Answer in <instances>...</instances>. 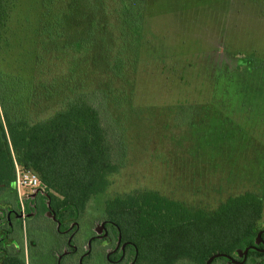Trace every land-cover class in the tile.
<instances>
[{
    "label": "rangeland",
    "instance_id": "374dc122",
    "mask_svg": "<svg viewBox=\"0 0 264 264\" xmlns=\"http://www.w3.org/2000/svg\"><path fill=\"white\" fill-rule=\"evenodd\" d=\"M41 1L20 0L8 33L11 44L0 49V72L28 83ZM141 18L133 82L127 87L131 95L119 90L109 97L125 128L124 162L107 175L105 189L87 201L75 236L76 252L59 257L49 252L69 237L56 233L50 213L27 215L25 204L8 234L9 242L16 239L20 245L23 260L29 246L24 239L30 237L33 254L49 253L33 264H84L85 257H80L89 249V235L107 228V236H99L98 242L105 249L99 257L93 254L89 264H98V259L106 264L105 255L116 257L121 249L120 264H133L132 248L101 222L102 214L113 198L144 191L207 214L228 198L254 193L263 200L259 226L264 228V0H143ZM55 78L67 90L68 82L60 75ZM48 79L41 76L39 89L23 91L32 116L57 108V84L50 87ZM16 166L23 169L15 161V172ZM30 191L15 185L0 191V227L6 209H21L19 199ZM70 213L66 210L64 216L73 219ZM235 256L241 257L240 251ZM208 264L230 263L211 259Z\"/></svg>",
    "mask_w": 264,
    "mask_h": 264
},
{
    "label": "trees",
    "instance_id": "16d2710c",
    "mask_svg": "<svg viewBox=\"0 0 264 264\" xmlns=\"http://www.w3.org/2000/svg\"><path fill=\"white\" fill-rule=\"evenodd\" d=\"M19 2L0 0V49L11 44L8 33ZM39 8L32 82L0 72V191L13 187L15 161L36 172L47 191L39 212L50 213L62 230L68 223L80 227L89 198L105 189L107 175L124 162L125 128L109 97L133 82L143 0H42ZM52 74L68 82L67 90ZM41 76L50 87L57 84L58 105L40 117L27 109L23 91L39 89ZM66 210L73 219L64 216ZM262 211L263 200L254 193L228 198L207 214L144 191L108 201L101 222L132 248L133 264H205L210 257L264 264ZM100 240L92 242L98 257L105 249ZM4 241L0 238V247ZM16 242L4 246L0 264H25Z\"/></svg>",
    "mask_w": 264,
    "mask_h": 264
},
{
    "label": "flooded vegetation",
    "instance_id": "af4514ba",
    "mask_svg": "<svg viewBox=\"0 0 264 264\" xmlns=\"http://www.w3.org/2000/svg\"><path fill=\"white\" fill-rule=\"evenodd\" d=\"M46 194H47V191H46V187L44 185H43V187L32 188L30 192H27L24 196H22L21 199H19L18 203L20 204L21 209H19L17 211L14 210L11 207L6 209L5 223L0 227V230H1L0 238H4L5 239V241L3 242V246L0 247V252L1 253L4 252V246L5 245L7 246V245H9L12 242V241L9 242L8 238H6L5 236H6V234H10L13 231V229H14L13 222H15L16 219L20 220V218L23 216V209L22 208L24 207V205L26 204L27 207H28L27 212H26L27 215L32 213V211H34V213L35 212L38 213L39 209H41L42 197L45 196ZM10 213L14 214L15 217L14 218H10V215H9ZM53 220L55 221V229L57 230L56 233L60 234V235L66 233L69 238L66 239L65 246H63L62 248L59 247L60 248L59 249L58 246L53 245V247L51 248V250L49 252H53L54 251L56 253L57 257H59L61 255L65 256V253L76 252L78 250V246H77V244H75L76 241H74V239H75V236H78L77 234H79V232H80V230L78 228V225H76L74 223L75 227L73 226V228H72L73 224L71 223L72 224L71 226L67 225L64 229L61 230L60 229V223H58L54 218H53ZM3 221H4V219H3ZM20 223H21V221L18 222V224H20ZM25 223L23 221L24 225H26ZM27 226H28V229H30V225L27 224ZM107 234H108L107 228H104V233H102L100 235H94V233L90 234L89 237H88L89 241L87 240V242H89V246H91V247H89V249L87 248L85 251H83L81 253V257H80L81 260H82L83 257L89 256V255H90V259H91V257L93 256L92 252L94 250L93 246H92V242L96 238H100L99 236H101V235L102 236L104 235L106 237ZM30 241H31L30 237L28 238V240L26 238L24 239V245H26V246L29 245L28 249H25L26 251L28 250L26 252V254H27L26 260H24L25 264H33V263H36V262L41 263L42 260H46L47 257L49 256L48 255L49 253L46 254V256H43V257H42V252L36 253L37 255L35 253L33 254L32 250L30 249V245L32 244V243H30ZM125 244H127V242ZM101 246H102V248H104L103 245H101ZM33 247H35V244H33ZM39 247H40V245H39ZM17 249H19V244L17 245ZM122 250H124V249H121V255L119 254L116 257H112L111 258L109 256V254H106L105 255V259L108 260L109 264H119L120 263L119 260L122 258ZM101 251H102V249L100 250V252ZM51 257H54V255L51 256ZM87 264H89V262Z\"/></svg>",
    "mask_w": 264,
    "mask_h": 264
},
{
    "label": "built area",
    "instance_id": "2783aa9c",
    "mask_svg": "<svg viewBox=\"0 0 264 264\" xmlns=\"http://www.w3.org/2000/svg\"><path fill=\"white\" fill-rule=\"evenodd\" d=\"M14 185L18 190H20L22 187L31 189L35 187H43L38 176L34 172L28 169H18L17 166Z\"/></svg>",
    "mask_w": 264,
    "mask_h": 264
},
{
    "label": "water",
    "instance_id": "95a60500",
    "mask_svg": "<svg viewBox=\"0 0 264 264\" xmlns=\"http://www.w3.org/2000/svg\"><path fill=\"white\" fill-rule=\"evenodd\" d=\"M212 259V257H210L207 261H206V263L205 264H208L209 263V261Z\"/></svg>",
    "mask_w": 264,
    "mask_h": 264
}]
</instances>
